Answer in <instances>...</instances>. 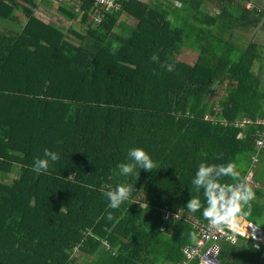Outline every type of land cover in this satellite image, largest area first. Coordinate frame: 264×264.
Masks as SVG:
<instances>
[{
  "label": "trees",
  "instance_id": "16d2710c",
  "mask_svg": "<svg viewBox=\"0 0 264 264\" xmlns=\"http://www.w3.org/2000/svg\"><path fill=\"white\" fill-rule=\"evenodd\" d=\"M171 1L124 0L99 24L92 0L60 7L86 28L70 30L76 45L35 16L36 0H0L1 22L16 24L17 13L27 20L0 32V264H182L197 239L187 214L208 222L184 207L192 197L205 202L191 184L202 162L235 165L241 179L223 184L253 172L258 187L244 218L264 231V157L257 166L251 159L260 127L242 137L234 125L264 119L260 47L242 50L235 34L263 28L264 12L243 0L231 32L227 6L238 0H208L220 8L215 16L207 0ZM133 148L150 155L153 172L119 174ZM45 149L60 159L38 174L33 163ZM119 184L132 185V196L110 209L104 193ZM167 211L186 217L165 223ZM219 262L264 264V248L222 243Z\"/></svg>",
  "mask_w": 264,
  "mask_h": 264
},
{
  "label": "clouds",
  "instance_id": "9594fccd",
  "mask_svg": "<svg viewBox=\"0 0 264 264\" xmlns=\"http://www.w3.org/2000/svg\"><path fill=\"white\" fill-rule=\"evenodd\" d=\"M146 2V0H145ZM179 5V0H177ZM153 62H159V57L156 54L152 56ZM167 71L175 70L174 64L162 65ZM44 158H36L33 163V171L36 173H47L50 168V163L57 162L60 157L58 153L44 150ZM157 165L152 160L150 155L142 148H133L128 152V162L117 165L119 174L124 177L136 176L139 178L140 170L153 172ZM139 169V171H137ZM223 177H231L234 180H240V173L236 170L235 165L228 163L227 165H207L200 163L194 178L191 181L193 190L197 193L203 191L205 202L202 203L199 197H192L184 206L189 213L202 211L203 217L210 222V225L219 229L223 225H231L238 223L242 217L251 215V202L255 199V192L246 181H241L235 184H223ZM255 187H258L255 184ZM133 193V186L130 184H119L114 190L104 193L109 201L108 208L119 209L122 204L130 200ZM107 218L111 220L112 213L109 212ZM253 240H257L256 232L261 228L259 224L253 225ZM259 248V243L256 244Z\"/></svg>",
  "mask_w": 264,
  "mask_h": 264
},
{
  "label": "built area",
  "instance_id": "2783aa9c",
  "mask_svg": "<svg viewBox=\"0 0 264 264\" xmlns=\"http://www.w3.org/2000/svg\"><path fill=\"white\" fill-rule=\"evenodd\" d=\"M94 8L92 10L91 19L95 24L101 23L106 15L116 13L122 9L124 0H92ZM141 1V0H135ZM210 120V117L207 118ZM216 122L219 121L216 119ZM221 124H227V122H220ZM236 128L243 130L242 137L246 135L247 131L254 126H259L258 139L255 142V152L251 159L254 166L260 164L261 158L264 157V119H259L256 122L248 119L237 122L234 124ZM247 184L256 186L253 182V172L246 179ZM185 211H179L172 213L170 211L165 212L163 220L165 223L170 221H180L186 216ZM190 217L191 224L194 225L197 230V239L193 245L187 246L183 250L184 261L182 264H191L198 262V264H220L219 256L222 243H229L233 246H238L240 242L247 243L251 248L257 251H261L264 248V231L260 228L255 233L257 240H253L252 222L248 221L244 217L238 220V223L231 225H223L219 229L210 225V222H201L195 218ZM259 243V248L256 244Z\"/></svg>",
  "mask_w": 264,
  "mask_h": 264
},
{
  "label": "rangeland",
  "instance_id": "374dc122",
  "mask_svg": "<svg viewBox=\"0 0 264 264\" xmlns=\"http://www.w3.org/2000/svg\"><path fill=\"white\" fill-rule=\"evenodd\" d=\"M161 2L163 5L166 7L171 8L174 5V2L171 0H158ZM37 2V7L34 9L35 10V16L43 21L46 24H52L60 30H62L67 38L74 42L76 45L80 44V41L75 38L70 30L76 31L81 34H85L86 28H84L81 24H79L77 21H70L65 19L63 16L59 14V8L64 7L68 9H72L74 7L79 8L81 5L80 0H36ZM140 2H145V0H141ZM23 4V2L21 1ZM17 19L18 21L16 24L14 23H6V22H1L0 20V32H10L11 30L13 31H20L24 28L27 20L25 16H23L21 13H17ZM187 58L191 56L188 52H186ZM215 101L217 102L218 99L216 98Z\"/></svg>",
  "mask_w": 264,
  "mask_h": 264
},
{
  "label": "crops",
  "instance_id": "0c3cea01",
  "mask_svg": "<svg viewBox=\"0 0 264 264\" xmlns=\"http://www.w3.org/2000/svg\"><path fill=\"white\" fill-rule=\"evenodd\" d=\"M233 4L228 5L227 7L231 10L232 15L234 18H231L229 23H232L233 26L230 27V31L235 30L236 21L241 17L242 12H240L241 5L243 3V0H238L232 2ZM206 11L211 15L215 16L216 14L218 15L220 13V8H218L213 2L211 4L208 3V0L206 1ZM253 6H257L261 11L264 12V0H254L253 4H248L246 5V10H251ZM236 37L239 38L237 45L240 47L242 50H244L249 43H254L257 44L260 48V52L263 56V59L261 60V64L259 66H264V27L261 28L258 27L256 29H242V30H237L235 31ZM257 67V66H256ZM262 81L264 85V73L262 75Z\"/></svg>",
  "mask_w": 264,
  "mask_h": 264
}]
</instances>
